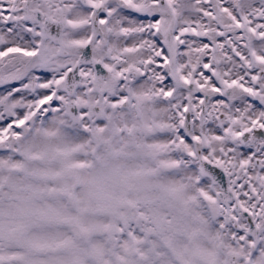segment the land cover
<instances>
[{
    "label": "snow or ice",
    "instance_id": "snow-or-ice-1",
    "mask_svg": "<svg viewBox=\"0 0 264 264\" xmlns=\"http://www.w3.org/2000/svg\"><path fill=\"white\" fill-rule=\"evenodd\" d=\"M0 264H264V0H0Z\"/></svg>",
    "mask_w": 264,
    "mask_h": 264
}]
</instances>
